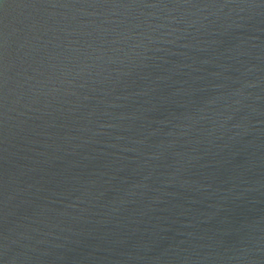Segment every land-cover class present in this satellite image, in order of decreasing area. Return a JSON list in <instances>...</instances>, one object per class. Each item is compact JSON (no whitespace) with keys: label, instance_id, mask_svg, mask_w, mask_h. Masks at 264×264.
<instances>
[{"label":"water","instance_id":"obj_1","mask_svg":"<svg viewBox=\"0 0 264 264\" xmlns=\"http://www.w3.org/2000/svg\"><path fill=\"white\" fill-rule=\"evenodd\" d=\"M0 264H264V0H0Z\"/></svg>","mask_w":264,"mask_h":264}]
</instances>
